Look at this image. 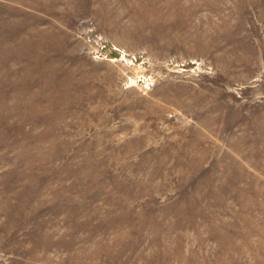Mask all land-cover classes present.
Returning <instances> with one entry per match:
<instances>
[{"label": "rangeland", "instance_id": "rangeland-1", "mask_svg": "<svg viewBox=\"0 0 264 264\" xmlns=\"http://www.w3.org/2000/svg\"><path fill=\"white\" fill-rule=\"evenodd\" d=\"M0 264H264V0H0Z\"/></svg>", "mask_w": 264, "mask_h": 264}]
</instances>
